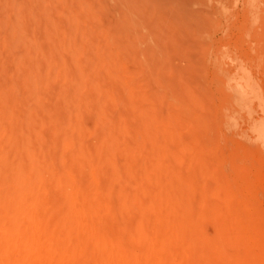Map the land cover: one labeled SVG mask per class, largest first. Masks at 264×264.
<instances>
[{
	"label": "rangeland",
	"instance_id": "1",
	"mask_svg": "<svg viewBox=\"0 0 264 264\" xmlns=\"http://www.w3.org/2000/svg\"><path fill=\"white\" fill-rule=\"evenodd\" d=\"M264 0H0V264H264Z\"/></svg>",
	"mask_w": 264,
	"mask_h": 264
},
{
	"label": "bare ground",
	"instance_id": "2",
	"mask_svg": "<svg viewBox=\"0 0 264 264\" xmlns=\"http://www.w3.org/2000/svg\"><path fill=\"white\" fill-rule=\"evenodd\" d=\"M261 135H262V136L264 135V129H263V131L261 132Z\"/></svg>",
	"mask_w": 264,
	"mask_h": 264
}]
</instances>
